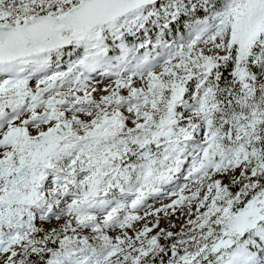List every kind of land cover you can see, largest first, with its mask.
I'll return each mask as SVG.
<instances>
[{"label": "snow or ice", "instance_id": "obj_1", "mask_svg": "<svg viewBox=\"0 0 264 264\" xmlns=\"http://www.w3.org/2000/svg\"><path fill=\"white\" fill-rule=\"evenodd\" d=\"M0 264H264V0H0Z\"/></svg>", "mask_w": 264, "mask_h": 264}]
</instances>
